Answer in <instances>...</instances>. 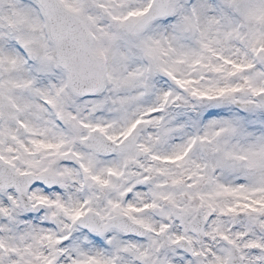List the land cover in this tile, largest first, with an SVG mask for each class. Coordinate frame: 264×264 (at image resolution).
Segmentation results:
<instances>
[{
  "label": "snow or ice",
  "instance_id": "1",
  "mask_svg": "<svg viewBox=\"0 0 264 264\" xmlns=\"http://www.w3.org/2000/svg\"><path fill=\"white\" fill-rule=\"evenodd\" d=\"M0 264H264V0H0Z\"/></svg>",
  "mask_w": 264,
  "mask_h": 264
}]
</instances>
